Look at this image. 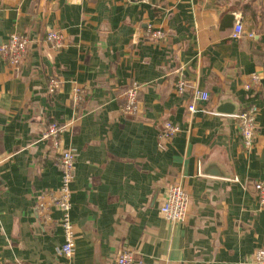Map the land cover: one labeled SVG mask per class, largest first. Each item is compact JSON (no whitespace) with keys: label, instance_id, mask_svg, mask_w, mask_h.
Instances as JSON below:
<instances>
[{"label":"crops","instance_id":"0c3cea01","mask_svg":"<svg viewBox=\"0 0 264 264\" xmlns=\"http://www.w3.org/2000/svg\"><path fill=\"white\" fill-rule=\"evenodd\" d=\"M149 28L167 40L153 44ZM54 30L61 51L47 41ZM13 34L30 42L19 70L0 55V264H117L124 250L136 264H247L264 248L255 188L264 184V0H0V48ZM178 71L189 87L180 96ZM252 75L260 82L248 93ZM55 78L62 87L51 95ZM134 85L135 119L122 114ZM76 87L90 90L81 109ZM198 90L210 101L193 114ZM252 103L258 125L247 151L231 115ZM166 121L179 134L162 143ZM56 122L68 127L63 147L77 157L69 260L58 255L60 212L37 211L41 194L61 185L43 139ZM171 185L189 196L182 224L160 213Z\"/></svg>","mask_w":264,"mask_h":264},{"label":"built area","instance_id":"2783aa9c","mask_svg":"<svg viewBox=\"0 0 264 264\" xmlns=\"http://www.w3.org/2000/svg\"><path fill=\"white\" fill-rule=\"evenodd\" d=\"M88 1V0H84ZM153 1L160 2V0H136L139 3H152ZM233 37L239 39L244 34V27L241 23L235 25ZM147 36L155 45L167 40V33L164 30H157L149 28ZM252 36V35H251ZM47 41L55 51H61L65 48V41L61 33L58 31H48ZM29 38L23 34H13L9 37L7 43L0 48V55L2 59L12 69L19 70L24 63L27 56V49L29 45ZM178 79L176 83L177 94L184 95L189 92V87L183 76L182 71H178ZM260 82L257 75L251 76V83L244 86L246 92H251L255 85ZM62 81L59 78L51 80L49 84V93L56 95L61 89ZM140 86L134 85L127 88L123 93L122 99L125 102L122 107V114L138 118L142 114V101H140ZM90 90L85 87H76L73 91L72 103L75 109H81L86 104ZM193 103L188 107L190 113H198L199 102H209V95L203 91H197L193 94ZM259 108L257 104L252 103L240 109L236 117L239 121L240 133L243 138V145L247 151L252 150L255 140V131L257 128ZM67 126L60 123H50L43 134L44 140L52 141V148L57 156L56 167L61 175V185L56 191H48L41 194L37 211L46 214L54 209L60 212V219L58 226L63 229L64 243L58 251L59 257L67 260L71 259L75 253V230L72 222V193L71 185L75 178V168L77 157L71 150H66L63 147V135L67 131ZM179 134V128L171 121H166L163 124V130L160 133L159 140L165 141L173 140ZM256 193L259 205L264 208V184H255ZM166 194L163 202L160 205V213L163 219L171 223H184L189 213V196L185 189L179 185H171L166 189ZM49 220V219H48ZM247 264H264V248L256 250V252L249 258ZM117 264H136L134 253L128 250L120 252L116 257Z\"/></svg>","mask_w":264,"mask_h":264},{"label":"water","instance_id":"95a60500","mask_svg":"<svg viewBox=\"0 0 264 264\" xmlns=\"http://www.w3.org/2000/svg\"><path fill=\"white\" fill-rule=\"evenodd\" d=\"M238 108H239V107H238ZM238 108H237V110H235L234 113L231 115L232 117H234L235 115H237V113H238L239 110H240V109H238ZM216 113H217V112H216ZM216 113H215V114H216ZM129 117H130V116H129ZM131 118L135 119L134 117H131Z\"/></svg>","mask_w":264,"mask_h":264}]
</instances>
